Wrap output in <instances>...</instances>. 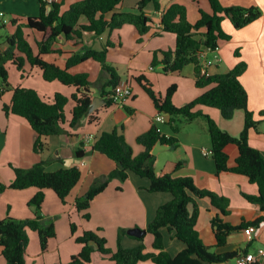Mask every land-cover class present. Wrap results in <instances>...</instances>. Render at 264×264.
<instances>
[{
    "label": "trees",
    "instance_id": "16d2710c",
    "mask_svg": "<svg viewBox=\"0 0 264 264\" xmlns=\"http://www.w3.org/2000/svg\"><path fill=\"white\" fill-rule=\"evenodd\" d=\"M39 1L41 4L39 14L26 19L27 27L41 33V38L37 41V53L33 52L31 44L20 28L14 34L4 36L8 47L0 51V97L5 91L12 90L10 103L4 104L2 109L6 114L20 116L28 122L36 133L33 142L35 153H41L46 148L48 136L64 132L62 124L66 121L65 106L69 100L73 101V106L69 111L68 124L70 127H75L87 114L89 122L96 119L93 113H89L92 83L88 74L86 72L70 73L68 71L70 66L87 59L100 63L102 70L109 74V78L99 90V95L106 105L112 103L110 90L119 82L116 68L106 61L108 49L116 45L110 40H107L99 50L84 47L82 51L72 53L64 68L44 60L42 55L61 52L54 46L61 38L77 45L83 43L84 33L100 36L126 23L132 24L139 36L144 35L151 27V19L145 14L143 8L148 3H152L155 9L159 8V0H140L138 13L116 10L122 0H76L71 2L66 9H62L64 0L54 2L50 6ZM208 1L211 12L201 11L195 23L187 20L185 7L181 4L172 3L164 10L161 16L162 30L175 35V44L173 48L154 51L151 66L161 65L164 73H178L186 65L193 64L195 85L197 87L212 86L188 103L176 106L171 100L176 90L175 84H171L165 94L161 95L151 88V84L143 75L134 77L152 100L157 112L169 116L164 123L169 126L171 134L166 135L157 125L158 123L153 122L148 130L136 137V142L143 147V150L135 155L123 134H118L116 129L102 131L94 139L92 150L105 154L116 163V166L105 175L104 181L99 178L94 179L86 192L75 198L73 203L74 209L82 213L81 217L88 220L90 218L88 209L92 199L104 190L110 180L125 181L129 173L147 178L149 180L147 191L171 194L169 201L157 207L154 217L145 228L146 232L153 236L152 248L158 251H145L144 244L131 248L122 247L120 239L126 234L124 229L117 233V247L114 250L107 246V239L104 236L92 230H84L74 237L75 242L81 245L80 250L72 254L66 264H86L90 262L91 255L95 251L107 256L113 264L225 262L239 255L237 251H216L217 248L226 245L228 234L241 227L259 226L264 222V157L248 142L249 130L256 128L259 121L254 118L253 112L248 108L247 91L240 81V76L247 65L244 61H239L226 72L204 76L200 74V60L196 56V52L203 48L210 49L211 52L215 51L220 39L230 38V35L221 27V21L225 17L230 19L235 28H241L259 18L262 11L257 6H223L220 0ZM81 18L85 20L81 21ZM2 37L0 35V38ZM158 53L161 54L160 59H158ZM9 61L21 72L27 62L39 68L45 81L57 80L64 85L74 86L75 91L70 97L56 92L49 101L41 97L34 88L21 85L11 88L7 68ZM197 106L216 108L224 119H230L235 110H242L244 123L239 135L233 136L222 130L215 120L196 109ZM126 110L129 114L133 112L128 108ZM259 114L263 115V112ZM198 116H203L206 120L210 140V157L215 164L216 173L221 171L239 173L246 176L249 183L255 185V194L241 193L248 202L257 204L259 207L260 212L253 220L242 222L240 225H232L219 216L229 213V199L226 196L219 195L211 189L196 186L190 176L173 177L168 173L156 172V157L153 153L155 144L175 148L178 144L176 134L180 129V122L190 121ZM227 144H235L238 149L235 164L231 167L228 165V155L224 150ZM84 154L80 147L75 150V156L79 159ZM180 165L181 163L178 162L176 167ZM13 174V179L9 184L0 183V193L5 188L23 189L34 186L38 189L28 201V204L33 207L32 217L15 219L6 216L0 219V248L6 264H25L24 255L29 241L28 231L37 233L41 250H45L48 239L55 236L53 221L45 222L41 214V205L44 200L43 189H52L61 202L65 203L67 195L79 182L81 173L75 165L48 171L45 169V163L39 161L29 168L13 167ZM203 197L209 199L219 214L211 220L216 239L213 246L202 242L195 227L198 216L196 198ZM163 228L183 244L182 249L175 255H171L164 248V236L161 232ZM76 230V224L70 222L71 234L74 235ZM143 237L144 235L136 239L142 240Z\"/></svg>",
    "mask_w": 264,
    "mask_h": 264
},
{
    "label": "crops",
    "instance_id": "0c3cea01",
    "mask_svg": "<svg viewBox=\"0 0 264 264\" xmlns=\"http://www.w3.org/2000/svg\"><path fill=\"white\" fill-rule=\"evenodd\" d=\"M59 1L61 0H57V2ZM139 1L122 0L117 5L116 10L138 13ZM220 2L223 6H257L262 11L259 18L241 28H235L230 19L225 17L221 21V27L230 35V38L228 40L220 39L217 49L210 52L208 56L219 58L214 65L209 67L211 75L226 72L239 61L246 63L247 67L240 76V81L247 91L248 108L253 112L254 118L259 121L256 128L249 130L248 142L252 147L258 149L264 157V0H220ZM172 3L181 4L185 7L187 20L190 23L197 21L201 11L211 12L208 0H159L158 9H155L152 3H148L143 8L145 14L151 19V27L144 35L139 36L135 27L130 23H126L111 32H104L100 36H95L93 33H84L83 43L77 45L61 38L54 45L61 52L42 55L44 60L64 68L68 57L72 53L82 51L84 47L99 50L107 40L115 43L114 47L108 49L106 61L116 68L119 81H127L131 86L132 96L127 99L124 108H120L114 103L106 105L104 99L99 95L102 84L109 78V74L102 70L99 62L87 59L70 66L68 68L70 73L86 72L88 74V78L92 83L90 87L92 99L99 97L103 102L94 111L89 112L93 113L96 119L89 122L87 114L80 119L75 127H70L68 124L69 111L73 106V101L69 100L65 106L66 121L62 124L64 132L59 135L48 136L46 138V148L41 153H35L33 142L36 133L28 122L20 116L11 113L6 114L2 109L4 104L10 103L12 90L5 91L0 97V183L9 184L12 181L14 176L13 167L29 168L39 161L45 163V169L48 171L70 165H75L80 170L79 182L65 199L66 202H69L71 209L77 213L79 220L70 221L68 217L64 223L62 217H65V213L62 206L66 202L62 203L52 189H43L44 200L41 205V214L45 222L52 220L55 228V236L49 239H56L59 237V232H62L63 235L69 233L74 240V237L80 235L84 230H92L98 235L104 236L107 239V246L114 250L112 238L117 237L119 230L124 229L127 231V229L136 226L146 228L148 222L154 217L157 207L171 199V194L168 192L147 191L149 180L129 173L125 181L110 180L104 190L92 199L88 209L90 213L88 220H84L81 217L82 213L77 212L73 207L75 198L82 196L94 179L99 178L104 181L105 175L116 166V163L105 154L92 150L94 139L102 131L113 129L117 131L118 127L131 147L133 154L136 155L143 150V147L136 142V137L149 129L157 110L141 84L134 77L143 75L151 84V88L161 95L165 94L166 89L171 84H175L176 90L171 100L176 106L188 103L212 86L197 87L195 85L193 64L186 65L178 73L157 72L155 67L151 66L154 51L174 47L175 35L163 31L161 25V16ZM40 5L39 0H0V11L3 12L4 18L8 20L4 24L0 20V35L3 36L0 38V51L8 47L4 36L12 35L20 28L23 33L25 32V37L31 44L33 52L37 53V41L40 40L41 33L27 27L26 19L29 16L38 15ZM84 20V18H81V21ZM160 58L161 54L158 53V59ZM8 64L14 65L9 61L7 62V68ZM26 65H28L29 71L25 68ZM158 66L161 68V65ZM14 67L16 68L15 65ZM19 73L21 79H27L28 76L33 75L37 77L38 81L29 86L21 83L17 85L36 89L41 97L49 101L56 92L70 97L75 91L74 86L64 85L57 80L45 81L39 68L31 66L27 62L23 66V72L19 71ZM14 86L10 84L11 88ZM127 108L133 110V112L129 114ZM196 109L210 116L222 130L233 136H238L243 128L242 110H235L234 117L224 119L216 108L197 106ZM261 112H263V115L259 114ZM163 117L165 121L169 118L167 114H163ZM164 122L157 125L162 132L170 135L169 126ZM176 136L178 144L175 148L159 143L153 147V153L156 157L155 170L159 174L168 173L173 177L190 176L196 186L211 189L229 199V213L221 216L218 214L217 209L211 205L208 198H196L198 216L195 227L202 242L213 246L216 239L211 220L217 214L232 225H240L242 222L253 220L258 216L260 212L258 205L248 202L241 194L242 192L255 194L256 187L249 183L247 177L242 174L230 171L216 173L213 159L210 155L203 153L205 150H210L207 124L203 116H198L190 121H181ZM88 137L90 139L86 140ZM78 147L85 153L81 159L75 156V150ZM224 150L228 155V165L231 167L235 164L238 155L237 146L227 144ZM178 162L181 165L176 167ZM37 190L34 186L23 189L5 188L0 193H3L0 198V218L3 216H10L15 219L32 217L33 207L28 204V201ZM10 205L15 206V208L10 209ZM70 222L75 223L77 227L74 235L70 231ZM29 232L37 235L36 232ZM161 232L164 236L165 250L171 255L177 254L182 249L183 244L173 238L165 228L161 229ZM37 239L39 245L38 235ZM152 240V234L147 240V232L142 240L130 237L126 233L121 236L120 243L124 248L144 244L145 251L157 252L158 250L153 249L151 246ZM75 244L69 246V253L75 254L80 250L81 245L77 242ZM29 245L30 237L24 258L28 254ZM260 248L264 249V222L259 226H255L251 238H248L244 233L243 227L229 233L226 245L217 248L216 251H237L241 254L243 252L255 253ZM1 257L3 256L0 248V264H6L4 257ZM52 262L46 263L42 260L36 261L34 264H51ZM86 264H113V262L107 256L95 251L91 255L90 262ZM142 264L153 263L144 262ZM213 264H236V262L233 258ZM255 264H264V257L259 258Z\"/></svg>",
    "mask_w": 264,
    "mask_h": 264
},
{
    "label": "rangeland",
    "instance_id": "374dc122",
    "mask_svg": "<svg viewBox=\"0 0 264 264\" xmlns=\"http://www.w3.org/2000/svg\"><path fill=\"white\" fill-rule=\"evenodd\" d=\"M73 1H76V0H65L62 8L66 9L68 7V5ZM24 36H25V32H24ZM25 68H27V70H28V65H26ZM155 70L157 72H162V70L159 66H155ZM8 81L11 84V86L17 85L18 83H21L22 85H25V86H29V85L36 83L38 81V79L36 76H33V75L28 76L27 79H24V78L21 79L20 73L14 67V65L8 64ZM234 116L235 115L233 114L232 117H234ZM117 130H119L118 127H117ZM2 196H3V193L0 194V198ZM62 207L64 208L63 210L65 213L64 214L65 217H62V221L64 223L66 222V218H68V217H69L70 221L79 220L77 213L73 209H71L68 201ZM11 208L14 209L15 206L12 207L10 205V209ZM4 217L5 216L1 217L0 219H2ZM65 228H66V225H65ZM107 233H108V231H107ZM28 235L30 237V245H29L28 254L25 257V264L26 263L27 264H34V263H36V261H42V260L45 261L46 263L55 261V262H52L51 264H54V263L66 264L69 261L70 256L72 255L71 253H69V246H72L75 244L73 238L70 237L69 233L63 235L62 232H59V237H57L56 239L55 238L49 239L47 242V246H46L45 250H40L39 245H38L37 235L35 233L29 232ZM149 236H150V234L147 233V240H148ZM112 243H113V247L116 248L117 247L116 238H112ZM76 246H78V245H76ZM36 253H38V255H36ZM95 254H97V253H95ZM1 258H3V257H1ZM2 260H4V259H2Z\"/></svg>",
    "mask_w": 264,
    "mask_h": 264
},
{
    "label": "built area",
    "instance_id": "2783aa9c",
    "mask_svg": "<svg viewBox=\"0 0 264 264\" xmlns=\"http://www.w3.org/2000/svg\"><path fill=\"white\" fill-rule=\"evenodd\" d=\"M45 5L50 6L57 0H41ZM0 20L1 22L7 23L8 20L4 18L3 12L0 11ZM210 49H200L196 52L197 58L200 60V74L204 76H210L211 73L209 71V67L214 65L219 58L216 57H209L208 54L210 53ZM132 96L131 86L127 81H119L115 86H113L110 90V98L112 99V103L120 108H124L126 105V101L128 98ZM163 113L157 112L153 118V122L160 123L164 122L165 119L162 115ZM90 139L89 137L86 139ZM204 154L210 155L211 151H203ZM255 230V226L249 225L248 227L244 228V233L251 238V234ZM264 257V249L260 248L257 252H243L239 254L235 258L236 264H255L259 258Z\"/></svg>",
    "mask_w": 264,
    "mask_h": 264
},
{
    "label": "water",
    "instance_id": "95a60500",
    "mask_svg": "<svg viewBox=\"0 0 264 264\" xmlns=\"http://www.w3.org/2000/svg\"><path fill=\"white\" fill-rule=\"evenodd\" d=\"M103 102V100H101L99 97H94L91 101L90 107H89V112H92L95 110L96 107H98V105ZM118 134H121V130H117ZM126 233L130 236H134L136 238L141 237L142 235H144L146 233V229L145 228H140V227H132L127 229Z\"/></svg>",
    "mask_w": 264,
    "mask_h": 264
}]
</instances>
